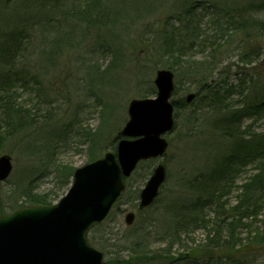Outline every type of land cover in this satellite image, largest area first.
<instances>
[{"label":"rangeland","instance_id":"obj_1","mask_svg":"<svg viewBox=\"0 0 264 264\" xmlns=\"http://www.w3.org/2000/svg\"><path fill=\"white\" fill-rule=\"evenodd\" d=\"M138 1L144 8L127 19L114 20L111 29L92 27L88 22L69 25L64 19L63 26L71 27L73 37L64 45L58 38L56 43L61 48L52 60L41 54L42 49L51 45L50 32L36 24L32 46L23 61L29 74L38 75L41 92L35 95L20 90L17 100L22 107L35 108L38 115L29 118L24 111L16 112L17 118L28 117H24L25 123L21 120L24 129L8 135L2 131L7 136L0 144V156L9 155L13 168L10 177L0 183V213L17 205L14 201L19 194L13 189L26 185L29 179L37 191H56L59 187L54 164L76 169L106 152H114L129 119V103L133 99L156 97L157 71L168 69L174 73L175 83L171 101L180 105L174 110V128L164 134L168 149L162 157L140 162L124 180L127 186L124 197L99 228L90 231L89 241L91 236L94 243H90L104 254L106 264H193L194 260L211 261L217 254L234 257L237 264H264V203L256 218L240 221L234 231L235 242L228 248L214 251L208 246V235L213 237L216 232L212 228L215 220L222 225V235L229 236L223 224L231 221V208L240 199L242 185L258 172L257 163L226 179L231 188L226 185L227 193L205 211L209 228L187 225L173 216L182 214L183 208L196 197L190 183L212 176L216 162L229 153L235 141L215 127L216 120L229 106L261 95L264 10L223 11L259 9L264 0ZM6 2L0 0L2 19L4 12L13 7L19 9L24 0L5 6ZM227 20H232L235 26L230 27ZM171 36L178 46L186 49L183 55H170L166 51L165 42ZM101 41L114 44L117 55L102 57ZM204 82L213 88L211 92ZM228 87L233 88L232 94L223 91ZM213 91L224 98L214 103ZM190 94L194 96L187 101ZM209 102L214 103V108L207 105ZM246 125L257 137L264 134V119H249ZM159 163L167 168L165 182L157 199L139 209L140 192ZM217 207L222 212V221L215 219ZM131 211L135 220L128 225L125 216Z\"/></svg>","mask_w":264,"mask_h":264},{"label":"trees","instance_id":"obj_2","mask_svg":"<svg viewBox=\"0 0 264 264\" xmlns=\"http://www.w3.org/2000/svg\"><path fill=\"white\" fill-rule=\"evenodd\" d=\"M14 1L7 0L5 6L8 4L11 5ZM19 6V9H15L12 6L11 11L9 9L8 12H4L2 14L5 17L4 19L0 17V114H2L0 117V144L9 133L12 131H20L23 128L21 120L25 123L26 120H24V117L26 116L17 118L16 112L20 113L24 111V114L28 115L29 118L38 115L35 108L32 110L31 108L22 107L17 100L20 90H29L34 92L35 95H39L41 92L40 88H38L40 84L38 75L35 72L29 74L30 72L23 61V59H26L25 57H27L28 51L32 46L33 32L37 30L36 24L50 32L51 38L48 41L51 42V45L49 48L42 49L41 54L45 59L52 60L55 58L58 48H61L56 43L58 38L64 45V42L70 43L71 40L69 38L73 37L70 33L71 27L67 29L63 26L64 19H67V24L69 25H72V23H76L77 25L88 22L92 24V27L99 25L102 29L106 30L111 29L115 25L114 20L127 19L129 16L137 14V12L144 8L138 0H24L23 5ZM259 6V9L245 7L243 9L233 10L227 8L223 12H259L264 10V1ZM32 12H42L44 14L37 16L38 14L34 15ZM215 12L218 11L215 10ZM228 23L230 27L232 24L235 26L232 20L228 21ZM238 27L240 26L238 25ZM175 41L172 36L167 39V42H165L166 51L170 55H183L186 49L178 46ZM213 45L215 46V44ZM100 46L99 53L102 54V57L107 54L110 56L114 55V57L117 55L113 51L115 46L111 42L101 41ZM50 63H53V61ZM205 83H203L204 87H207V91L211 92L213 88L209 84L205 85ZM232 89L228 87L223 91L229 95L233 93ZM260 91L261 95L259 94V98L229 106L228 110L216 120L217 124L215 127L228 137L233 140L235 139V141L231 145L229 153L223 156L220 161L216 162L215 167L211 171L212 176L198 180L197 183L196 181L190 183V188L194 190L196 197L183 208L184 211L182 214H173L174 217L180 218V221L187 225L209 228L208 220L205 218L207 215L205 211L215 201L217 202V199H221L227 193L225 189L226 185H229L228 187L231 188V182L226 179H232L231 174L239 173L242 171L240 170L241 168L244 169L251 163H257L259 165L258 172L249 182L242 185L243 189L240 193V199L231 208V221L228 220L229 222L226 221V224H223V226L225 225V230L230 232L227 238L222 235V225L219 222L216 223V220L214 221L215 224L212 228L216 232L213 237L208 235V242H210L208 244L209 249L214 251L228 248L232 241L235 242L236 232L234 231L240 226V221L256 218V215L263 207L264 134L261 133L257 137L256 133L249 130V126L246 125V121L249 119L255 121L264 119V85ZM213 92L214 97H216V100L213 99L214 103L221 101V97L224 98V95L219 94L218 91ZM147 96L144 95V97ZM173 104L176 108L178 106L180 107L176 100L173 101ZM213 104L209 102L207 105L212 107ZM10 117L13 120H10ZM29 126L31 127V124H26V127ZM2 131H6L7 135L5 136ZM53 167L56 169L57 188L59 187L56 191H37L36 186L29 179V183L26 185L15 186L13 189V191L19 194V201H14L17 205L10 206L8 211L1 212L0 215L14 211L25 204L51 205L57 200L61 196L59 195L60 192L64 188H67V186H70L75 168L63 165L62 163L54 164ZM215 212V219H221L220 221H222L223 218L221 217L223 215L222 212H219L218 207L215 209ZM235 220L237 221L235 222ZM244 227L247 228L246 226ZM96 228H99V226L95 227L94 230ZM184 231L186 232L187 229H184ZM90 241L94 243L91 236ZM236 261L234 257L228 258L217 254L211 261L207 260L202 262L194 260L193 264H237Z\"/></svg>","mask_w":264,"mask_h":264},{"label":"water","instance_id":"obj_3","mask_svg":"<svg viewBox=\"0 0 264 264\" xmlns=\"http://www.w3.org/2000/svg\"><path fill=\"white\" fill-rule=\"evenodd\" d=\"M154 83L156 97L129 103L116 153L106 152L76 167L70 188L55 204H28L0 215V264H106L104 254L89 242L90 230L122 198L124 176L129 177L141 160L163 156L169 146L163 134L174 127V73L160 69ZM12 168L10 156L1 155L0 183ZM166 177L167 168L159 163L140 192L139 209L154 202ZM134 220L135 213L128 212L126 224Z\"/></svg>","mask_w":264,"mask_h":264}]
</instances>
